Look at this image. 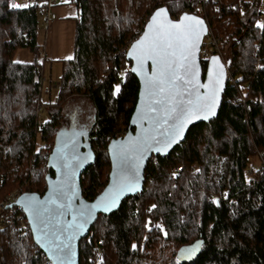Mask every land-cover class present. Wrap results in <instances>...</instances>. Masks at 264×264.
I'll list each match as a JSON object with an SVG mask.
<instances>
[{"label":"trees","instance_id":"trees-1","mask_svg":"<svg viewBox=\"0 0 264 264\" xmlns=\"http://www.w3.org/2000/svg\"><path fill=\"white\" fill-rule=\"evenodd\" d=\"M259 1L69 0L76 8L73 54L59 60L57 93L52 98L49 87L44 101L45 65L38 56L43 4L17 9L10 7L14 0H0V200L17 187L23 193L45 192L47 174L54 175L50 156L65 126L64 105L74 96L95 106L93 122L79 135L94 157L81 177L82 194L94 199L109 179V141L128 130L138 99L139 80L122 49L155 10L164 8L173 18L190 12L208 20L217 36L231 38L230 77L219 113L191 126L169 154L149 159L143 190L94 220L79 242V263L264 264V169L248 175L260 153L264 160ZM226 44L223 40L221 47ZM18 48H29L36 57L16 61ZM208 61L202 59L204 70ZM5 219L0 264H52L35 244L21 207ZM197 244L191 256L183 252Z\"/></svg>","mask_w":264,"mask_h":264},{"label":"snow or ice","instance_id":"snow-or-ice-1","mask_svg":"<svg viewBox=\"0 0 264 264\" xmlns=\"http://www.w3.org/2000/svg\"><path fill=\"white\" fill-rule=\"evenodd\" d=\"M10 7L18 9L28 5L13 3ZM158 17L164 19L158 21ZM202 26V20L188 15L173 23L167 20L166 9L159 8L144 37L133 44L128 55L136 60L133 71L143 81L141 106L133 123L140 125L141 131L135 138L113 142L116 170L110 187L94 204L82 202L79 207L73 204L76 196L75 169L86 158L76 153L75 136L83 135V132L73 133L72 152L67 151V145L64 148L57 146L53 159L57 161L61 176L52 185L48 198L41 201L25 197L20 201L28 214L36 243L48 252L53 264H74L73 242L85 230L94 212L97 209L109 211L116 207L125 192L137 190L139 169L148 152H166L183 136L189 123L215 115L223 86V65L213 57L215 71L209 70L207 84L199 83L195 52ZM256 27L264 29V22L257 21ZM148 61H151V73L146 70ZM201 88L205 91L201 92ZM119 91L120 86L116 85L115 92ZM144 121L148 122L147 128L143 126ZM68 214H71V221L64 219ZM198 247L199 244L183 252L191 256Z\"/></svg>","mask_w":264,"mask_h":264},{"label":"water","instance_id":"water-1","mask_svg":"<svg viewBox=\"0 0 264 264\" xmlns=\"http://www.w3.org/2000/svg\"><path fill=\"white\" fill-rule=\"evenodd\" d=\"M157 10H155L154 12L151 13V15L149 16V18L147 19V21H146V23H145V25L143 27L142 33L139 35V37L136 40H134L130 44V46H129L128 50H127V53H126L127 57L131 61V68L130 69H131L132 73H134L136 75V77L138 78V80H139L138 99H137L135 108L133 110V113H132V115L130 117V123H129L128 130L124 134L119 135L117 137H113L109 141L108 154H109V158H110V162H111V170H110V173H109V179H108V182H107L106 186L103 188V190L100 193H98L97 196L94 199H92V200L86 199L83 196V194H82L81 177H82L83 172L88 168V166L94 162L93 151L91 150L90 146H86V145L84 146L82 144L80 136L77 139H75V143L77 144V147L75 149L76 153L79 154L81 157H86V158H84L82 160L80 166L75 169L74 183H75V188H76V196H75V198L73 200V204H74L75 207H79L82 202L84 204H87V205L94 204L97 201V199L99 197H101L108 190V188L110 187V185L112 183V179H113V173L116 170L115 166H114V160H113V150H112L113 142L121 143V142L127 141L130 137L131 138H135L137 135L140 134V131H141L140 125L134 124L133 120L137 118V115H138L137 109H138V107L141 106V94H142V91H143V81H142L141 76L137 72L133 71V68L136 67V60L133 57H130L128 55V53H129V51L132 50L133 44H135L137 41L141 40L144 37L145 32L148 31V27L147 26H148L149 23L152 22V17L154 16V14L156 13ZM185 15L196 16L200 20L203 21V26H202L203 27V31H201V33H200V38H199V41H198V44H197V50L195 52V63H196V67H197V72H198V77L197 78H198L199 83L201 85L207 84L208 80H209V75H208L209 70L215 71V65H214V62H213V58L211 60H209V62L207 64V67L204 70L203 65H202L201 55H200L202 44H203V39L206 36V34L208 33V22H207V20L204 17L199 16V15L194 14V13H190V12H183L178 18H173L171 16V14L166 10V18H167V20H170L173 23L179 22L180 20H182L184 18ZM162 19H164V17H158L157 18L158 21H160ZM218 61H219V64L222 65V63L220 62L219 59H218ZM146 70L149 73H151V61L147 62ZM223 72H224L223 86H222V89L219 92V100H218V103L216 105L215 115L210 116L207 120L201 118V119H198V120H193L191 123H189L187 125V127L185 128V130H184L183 136L176 143L172 144L171 147L168 148V150L166 152L161 153V152H156V151L153 150V151L148 152L145 155V157L143 159V162H142V164L140 166V169H139L140 178H139V183H138L137 190L134 191V192H125L119 198L116 207L110 209L107 212L103 211V209H97L94 212V215H93L92 219L87 224L85 230L76 237L75 241L73 242L74 252H75V255H74V258H73L74 259V264H80L79 263V242H80V240L83 237H85V236H87L89 234L90 227H91L92 223L94 222V220L100 214L111 213V212L117 210L120 207L122 201L126 197L137 195L143 190L144 179H145V168H146V166L148 164L149 159L153 155H162V156H164V155L169 154L178 144L182 143L185 140L187 132H188V130L190 129L191 126H193L195 124H198V123H201V122L212 120V119L217 117V115L219 113V110H220V107L222 105L223 93L225 91V88H226V85H227V81H228L227 73H226V70H225L224 66H223ZM200 91L204 92L205 89L201 88ZM143 126L145 128H147L148 127V122L144 121ZM72 143L67 145V151L68 152H72V150H73L72 149ZM56 149H57V147L55 146L53 151H52V153H51L50 161H49V164H50V166L52 167V169L54 171V175L51 176L50 174H47V176H46L47 189L45 190V192L42 195L34 194V193H31V192H24V193H22V195L20 196V198L17 201V205H19L22 208V210H23V212H24V214L26 216V219H27V222H28V224L30 226V229H31L35 244L46 254V256L52 262V264H53V261L50 258L48 252L44 248L40 247V245H38L36 243L35 233L32 231V225H31V222H30V220L28 218V214L24 211L23 206L20 203V201H22L25 197H35L36 199L41 200V201L46 200L48 198V196L50 194V191H51V188H52V185H54L56 183V181L58 180V178H60V176H61V173L57 170L58 169L57 161H55L53 159V157L56 155ZM64 219L67 220V221H71V219H72L71 214L66 215L64 217Z\"/></svg>","mask_w":264,"mask_h":264},{"label":"rangeland","instance_id":"rangeland-1","mask_svg":"<svg viewBox=\"0 0 264 264\" xmlns=\"http://www.w3.org/2000/svg\"><path fill=\"white\" fill-rule=\"evenodd\" d=\"M59 2H67L68 0H58ZM14 3L17 4H29L34 3V0H14ZM224 3L228 7H232L231 3L227 1H224ZM230 3V4H229ZM226 6V7H227ZM211 15H214V12H212ZM50 27V26H49ZM46 25H44L43 22V16H40L39 21V30H38V42L41 44V48L39 50V59L40 61L44 62V79L42 80V100L46 101L48 100V92L49 87L51 88V96L54 98V96L57 93V85L60 82V76L62 72V65L60 61H53L51 60V56L47 55L46 57V49H45V43L44 40V34L47 32V39L46 43L49 42V33L50 29ZM47 28V29H45ZM140 32V31H139ZM213 32V30H212ZM214 37L217 35L215 32L212 34ZM218 37V36H217ZM224 41H226V45H224L223 54L228 60V58L231 57V49H232V43L231 38L229 39V34H224L221 36ZM43 52L45 54L44 59L41 58L40 53ZM36 57V54L31 51L29 48H18L14 53V60L20 61V62H31ZM38 107V105H37ZM64 125L56 137V147L58 145L61 146V148H64L65 145H69L73 142V133H80L84 131L86 128H89L91 123L94 119V113H95V106L93 102L85 97V96H74L68 98L67 102L64 105ZM46 111L41 110L40 116L41 119H46ZM79 135L75 136V139H77ZM261 161L259 159L253 161V165L257 166ZM15 189H18L15 188ZM10 190L8 193L14 191Z\"/></svg>","mask_w":264,"mask_h":264},{"label":"built area","instance_id":"built-area-1","mask_svg":"<svg viewBox=\"0 0 264 264\" xmlns=\"http://www.w3.org/2000/svg\"><path fill=\"white\" fill-rule=\"evenodd\" d=\"M34 1L40 4H43V13H42L43 22H44V25L48 27L58 17L56 9H55L56 0H34ZM258 7L259 9L264 10V0L259 1ZM207 22H208V33L203 39V44H202L201 53H200L201 60L203 59V61H205V60H210L213 57H217L222 63V65L225 67L227 77L229 79L230 70H229L228 60H226L223 54V50L221 48V42L223 41V39L221 36L214 37L212 35L213 34L212 28L208 20ZM142 30L137 35H135L134 37L128 40L126 47L122 49L124 52H127L130 44L139 37V35L142 33ZM40 56L44 58L45 54L41 52ZM38 108L40 109L41 106L38 105ZM259 157L261 158V162L257 166L253 165L248 169V175L250 177H256L258 175L257 169H260V170L264 169V160L262 159L261 153L259 154ZM181 168L182 167L179 166L177 170L180 171ZM22 193L23 192L18 188L8 193L4 199L0 200V226L3 222L2 220H4L5 217H8V219L12 218L13 213L16 210V208L20 207L19 205H17V201L22 195Z\"/></svg>","mask_w":264,"mask_h":264},{"label":"crops","instance_id":"crops-1","mask_svg":"<svg viewBox=\"0 0 264 264\" xmlns=\"http://www.w3.org/2000/svg\"><path fill=\"white\" fill-rule=\"evenodd\" d=\"M55 9L58 18L49 25L50 27L48 26L50 29L49 42L46 43L47 32L44 34L43 42L45 43L46 57L49 55L51 60L59 61L63 58H70L73 54L76 8L73 4L56 0ZM38 43L41 48L40 42Z\"/></svg>","mask_w":264,"mask_h":264},{"label":"flooded vegetation","instance_id":"flooded-vegetation-1","mask_svg":"<svg viewBox=\"0 0 264 264\" xmlns=\"http://www.w3.org/2000/svg\"><path fill=\"white\" fill-rule=\"evenodd\" d=\"M209 62V61H208Z\"/></svg>","mask_w":264,"mask_h":264}]
</instances>
